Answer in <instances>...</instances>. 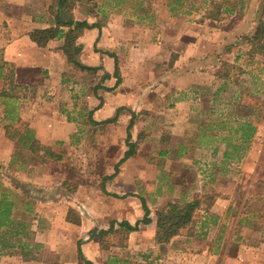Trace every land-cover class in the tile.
<instances>
[{"label": "crops", "instance_id": "obj_1", "mask_svg": "<svg viewBox=\"0 0 264 264\" xmlns=\"http://www.w3.org/2000/svg\"><path fill=\"white\" fill-rule=\"evenodd\" d=\"M216 1L197 10L183 0H165V17L159 19L147 17V0H76L61 9L58 0H0V162L9 169L15 151L6 126L18 133L27 127L60 156L25 167L27 172L15 161L10 178L0 179V195L12 203L4 245H16L0 251V264H264V227L248 222L261 217L259 209L248 208L249 185L236 220L230 218L240 179L233 167L244 173L263 160L264 56L250 43L256 28L250 17L228 32L233 15L250 16L251 7L244 11L239 1L236 8L230 0ZM57 10L65 11L64 20L91 26L75 40L74 58L95 73L67 62L63 36L44 47L31 40V33L55 27ZM73 83L84 88L81 98L73 95ZM156 114L163 138L179 141L176 148L161 151L160 160L134 152L118 164L127 151L119 143L131 118ZM145 132L144 139L153 137ZM201 154L209 155L210 164L200 178ZM51 166L61 170H47ZM70 168L76 171L72 181ZM186 171L191 182L183 178ZM200 184L209 195H190L188 186ZM195 196H208L209 205L200 206L178 235L157 243L155 213ZM141 201L148 224L139 223ZM255 203H264V195ZM122 222L139 223L137 231L126 233Z\"/></svg>", "mask_w": 264, "mask_h": 264}, {"label": "trees", "instance_id": "obj_2", "mask_svg": "<svg viewBox=\"0 0 264 264\" xmlns=\"http://www.w3.org/2000/svg\"><path fill=\"white\" fill-rule=\"evenodd\" d=\"M72 1L76 0H58V7L61 9L66 5V8H69V4ZM86 3L91 2V0H85ZM69 11L67 10L66 13ZM65 11L60 12L56 11L55 15V27L43 31H35L30 34L31 40L39 47H44L49 40L54 38H59L61 36L64 37V44L62 47V51L66 56V60L68 63L72 64L79 71H86L88 73H94L95 69L81 66L79 63L75 61V54L78 52V48L75 46V40L78 38L79 34L84 28H91L84 22H73L71 19L64 20ZM67 28V32L61 34V29ZM250 43L254 48H258L261 54L264 56V20H260L256 28L254 30V35L250 39ZM115 61V70L114 75L117 76V63ZM2 60L0 59V71L2 68ZM7 80H10V75L7 76ZM120 83L119 78H116L115 86ZM109 90V89H105ZM116 118V117H115ZM115 118L105 121V124L113 123ZM96 124V123H92ZM132 125V120L129 123V127ZM13 132V133H12ZM5 135L8 139L13 140L15 142V151L12 155V160L10 162V170H14L13 164L15 161L18 162V165L22 168L25 167L27 162H31L32 165L43 164L46 159H52L57 162L60 160V156L50 152L46 147L41 146L38 141H36L33 137V133L27 127L23 128V131L18 133V131H10L9 127H5ZM129 138V135H127ZM128 151L124 153L123 158L120 160L118 164H121L124 160L129 158L134 154V145L128 144ZM14 161V163H13ZM19 168V169H22ZM115 170L117 168L115 167ZM68 192H72L68 190ZM209 199H207L206 206L209 205ZM200 199L195 196L190 202L183 203H169L165 207H163L160 211L155 213L156 217V233H155V241L157 243H167L171 238L178 235L180 231L186 227H188L192 223L194 213L202 206ZM260 207L264 208V203L259 204ZM141 207L144 211V216L139 223L148 224L150 220L147 218L149 215V211L145 206V203L141 201ZM259 207V208H260ZM249 209L252 208V205L248 206ZM257 208V207H255ZM12 209V203L8 201L4 193L0 195V251L4 249H12L16 245H4V227H8L9 225V216ZM71 221L77 223V219H71ZM136 223L134 227H130L127 223L122 222L120 226L124 228L125 232H134L137 231ZM22 223H19V227ZM103 232H100V234ZM107 231L104 232L106 234ZM80 259L83 260L80 251H78Z\"/></svg>", "mask_w": 264, "mask_h": 264}, {"label": "rangeland", "instance_id": "obj_3", "mask_svg": "<svg viewBox=\"0 0 264 264\" xmlns=\"http://www.w3.org/2000/svg\"><path fill=\"white\" fill-rule=\"evenodd\" d=\"M147 1L151 2L150 4H151V7H152V9L148 10L147 17H149V18L150 17H156V18H159V19H160V17H165L164 13L166 12L165 11L166 9L161 8V6H160V4L162 2L164 3L165 0H147ZM183 1H185L184 5L186 7L194 6V7H197V10H198L200 8H203L204 2L206 3L209 0H183ZM225 1H227V0H225ZM230 1H231V3H232L234 8L238 7L237 4H238V1H239L240 2L239 5H241V10H244V9L247 10L248 6H249V7H251V9H252L251 11L252 12H251V14L249 13L250 16H248V13H242V12L238 13L236 15H233L234 22H233V25H231V27H228V32L229 31L232 32L233 30L239 29L240 25L242 23H244V21H245V19L247 17H250L252 19V21H254V25H257V23L260 20H264V0H230ZM227 2H229V1H227ZM187 9H190V8H187ZM187 9H185V11H187ZM249 33H252V32H249ZM154 37L156 38V36H154ZM154 43H155V45L159 46V44H161V41H160V39L157 38L156 40H154ZM89 74H93V73H89ZM113 77L115 79L119 78L118 69H117V76L113 75ZM7 79L8 78H5L4 82H7V81H5ZM78 81L80 82V79H78ZM98 81L99 82H103V77H101ZM2 84H4V83H3V81L0 80V87H1ZM75 84L76 83L71 84L72 93H73V95L75 97H77L76 99H78V98H81V94L82 93L84 94L85 92H84V88L83 87H80V85H77V84L75 85ZM204 90H206V89H203L202 91H204ZM3 99L0 96V133H2V130L4 129V123L1 122V120H2L1 117L4 115V104H3L4 101H3ZM117 114H119V110H118ZM140 119H139V121H138V119H135V121H134V119L131 118L132 125H131V127L128 128L129 123L131 121L130 120L129 123H128V126H127V128L125 130V134H124V136L122 138L125 141L122 143V140H120L119 144L120 145L123 144V146H125L127 151H128V146L127 145L128 144H132V145H134V152L135 153L139 152V154L141 155V157L143 159L144 158L148 159L147 155H149V154H147V153H152V155L154 157V160L155 159L160 160L159 158H161V157L159 156V154H160L161 151H164V152L168 153V151L173 150L174 148H176V145H177V143H179V141H177L176 143L175 142H171V141L168 142L166 139L163 138V134H161V132H160L161 131V124H162L160 122V119H161L160 118V114H156L154 117H152V116L147 117L144 121H141ZM115 120H116V118H115ZM130 130L132 131V133L134 135V139L131 138V136H130V132H129ZM146 130L148 132L152 131L153 137H151L149 139H144V137L146 135V132H145ZM139 134H141L143 136L142 139L138 138ZM127 135H129V138H127ZM1 138H2V135H1ZM198 142H199L198 140L194 141L195 144H197ZM199 144L200 143H198L197 146H199ZM168 145H169V150H168ZM148 151H151V152H148ZM196 156L198 157V155H196ZM2 157H4V153L0 154V159H2ZM262 158H263V160H261L260 165H259L258 168L254 169V167H252L250 170L245 171L244 173L241 172L239 167H238L239 169L238 168L236 169L235 167H233L234 170L232 172L234 174V177L235 178L238 177L240 179L238 180V185H236V187H235L236 189L234 188V195L235 196H234V201L232 202V204L234 205L233 206V210L235 212L232 213L233 216L232 215L230 216L232 221L236 220V218H235V215L237 214L236 210L238 208H240V205L242 203L240 200L242 198H244L246 190L248 189V186H246V184H247V185H249V198H250V201H251L249 203V206L252 205V208H254V209H255V207H257V209H259V215L261 216L258 219H256V218L251 219L250 218V220L248 222L251 223V221H253L255 223V226L256 227L259 226L260 228L264 227V208L260 207L259 204L255 203V200L257 199V197L259 198L260 196L264 195V185L263 184H261V185L259 184V183H262V182L264 183V154H263ZM196 161H198L199 164H200V166L196 165L197 167H200V169H201L200 170V172H201L200 173V178L201 177H205V174L207 173V171H209L208 170L209 169V164H210L209 155L208 154H201L200 159L198 158V160H196ZM254 163H255V160H254ZM31 165H32L31 162H27L25 167H28V166H31ZM24 168L23 169H19V170L20 171H25L26 169H24ZM52 169L61 170V168H59V167L57 168V166H51V168L47 169V170L51 171ZM114 171L117 172V170H115V168H114ZM11 172L12 171L10 169H6V170L4 169V162L3 163L0 162V179L3 182H4V177L7 178V179L10 178V177H8V175L10 176ZM25 172H27V170ZM74 172H76V171L75 170L73 171L72 168H70L66 172L67 175L69 176V179H71V181L73 179H75V178H71L70 177V176H72L74 174ZM195 173H196V170H195ZM198 175H199V173L198 174L196 173V178L197 179H199ZM158 177H160V179H163V176L161 178V174H158ZM184 177H185L186 181L191 182L190 180H192L191 179L192 175L190 174V172L186 171V174L183 175V178ZM80 179H79L80 181H83L85 183V179H83V178H80ZM159 182H161V181H159ZM197 185L195 187H193L191 185L188 186V188H190V190L188 191L190 193V195H192V196L196 195L197 193L194 194V192L196 190L199 191L198 192V194L200 193L199 195H203V194L204 195H209L208 187L203 186V184L202 185L200 184V186H197ZM224 188L225 187H223V189ZM156 189H158L157 186H156ZM156 189H154L153 191L157 192ZM192 196H190V197H192ZM207 197L208 196H206V197L202 196V197L199 198L201 202H204V204L202 203V205H204V206L206 205L205 201L208 199ZM185 199H188V198H185ZM160 208H158V209H160ZM231 219H229V222L231 221ZM121 242L123 244L124 238H121Z\"/></svg>", "mask_w": 264, "mask_h": 264}]
</instances>
